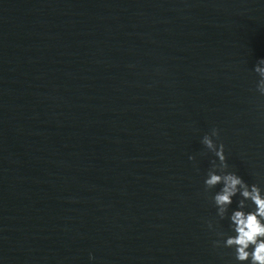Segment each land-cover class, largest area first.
Instances as JSON below:
<instances>
[{
    "label": "water",
    "instance_id": "obj_1",
    "mask_svg": "<svg viewBox=\"0 0 264 264\" xmlns=\"http://www.w3.org/2000/svg\"><path fill=\"white\" fill-rule=\"evenodd\" d=\"M260 59L264 0H0V264H237L201 140L264 188Z\"/></svg>",
    "mask_w": 264,
    "mask_h": 264
},
{
    "label": "clouds",
    "instance_id": "obj_2",
    "mask_svg": "<svg viewBox=\"0 0 264 264\" xmlns=\"http://www.w3.org/2000/svg\"><path fill=\"white\" fill-rule=\"evenodd\" d=\"M254 72L259 77L256 91L264 96V59L257 61ZM219 139L220 130L213 128L201 140L208 152L217 158L210 162L204 179L205 191L211 192L221 186L211 196L218 220L215 225L212 221L206 223L209 229L216 230L219 221L228 219L233 234L217 230L218 239L212 242L213 247L233 249L232 255L237 264H264V188L257 183L249 184L236 172L228 170L225 145L217 143ZM195 159V156H189V160ZM237 196L240 197L237 208L229 213L233 198Z\"/></svg>",
    "mask_w": 264,
    "mask_h": 264
}]
</instances>
